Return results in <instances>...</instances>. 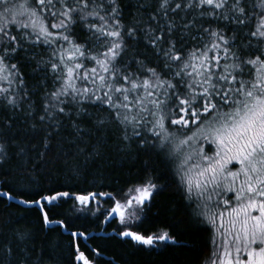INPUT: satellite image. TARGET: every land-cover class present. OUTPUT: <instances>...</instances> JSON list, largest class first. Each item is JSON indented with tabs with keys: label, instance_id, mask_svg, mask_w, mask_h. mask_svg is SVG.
<instances>
[{
	"label": "snow or ice",
	"instance_id": "obj_1",
	"mask_svg": "<svg viewBox=\"0 0 264 264\" xmlns=\"http://www.w3.org/2000/svg\"><path fill=\"white\" fill-rule=\"evenodd\" d=\"M0 113V264H44L28 214L41 231L68 232L53 211L96 215L101 196L103 222L119 225L112 241L155 255L185 248L173 225L131 227L169 190L151 155L213 230L202 264H264V0H0ZM113 128L123 160L149 157L141 179L116 194L41 188L38 171L51 181L61 160H82L74 177L114 166ZM77 238L89 239L70 232L74 264H101L102 250L90 258Z\"/></svg>",
	"mask_w": 264,
	"mask_h": 264
},
{
	"label": "trees",
	"instance_id": "obj_2",
	"mask_svg": "<svg viewBox=\"0 0 264 264\" xmlns=\"http://www.w3.org/2000/svg\"><path fill=\"white\" fill-rule=\"evenodd\" d=\"M31 72V69H27ZM7 113H0L6 116ZM119 130L109 129L106 137L108 143L105 148L106 156L116 161L115 165L110 164H90L78 177L71 174L70 166L77 163L82 164V160L69 159L66 165L63 160L57 165V171L51 175L49 172L40 170L37 173L39 179L43 181L42 189H47L51 185L56 187L72 186L77 191L87 192L88 190L97 192H116L124 187L127 189L129 181H137L143 177L141 168L142 161L148 156H141L139 160H123L122 154L117 149ZM156 171L163 176L164 182L169 185V190L159 197L142 219L131 225L134 229H139L144 233H153L173 225L172 231L178 235V240L186 247L176 248L169 246L168 251L163 255L150 254L148 251H137L132 245H123L112 241L109 233L113 228L118 227L117 223L109 221L103 222L104 212L100 211L96 215L91 213H69L66 206L63 209L54 210L53 215L64 218L70 225L69 231H86L88 241L77 238L81 245V250L91 258L94 254L92 248L102 250L100 257H95L101 264H110L114 258H118L117 264H202V261L210 260L213 251V230L204 223H197L190 215V209L184 207L180 192L169 171V166L162 157L151 155ZM15 167V165H13ZM7 202L0 201V211L4 210ZM111 202H104L108 206ZM110 206V205H109ZM179 209L170 212V209ZM159 209V211H157ZM103 210V209H102ZM10 211L19 215L23 212L22 206H13ZM26 223L34 224L36 231V255L41 254L43 248L44 264H74V249L70 244V234H66L57 226L55 231H41L39 223V213L33 211L28 214ZM7 231V229H5ZM56 247L53 248L52 245ZM163 247V246H160Z\"/></svg>",
	"mask_w": 264,
	"mask_h": 264
},
{
	"label": "rangeland",
	"instance_id": "obj_3",
	"mask_svg": "<svg viewBox=\"0 0 264 264\" xmlns=\"http://www.w3.org/2000/svg\"><path fill=\"white\" fill-rule=\"evenodd\" d=\"M100 201H101V204H100V211H103L105 213V210L109 208V205L108 206H104V201H105V198L103 196L99 197ZM91 207L95 208V205H92ZM103 209V210H102ZM118 224V222H117Z\"/></svg>",
	"mask_w": 264,
	"mask_h": 264
},
{
	"label": "bare ground",
	"instance_id": "obj_4",
	"mask_svg": "<svg viewBox=\"0 0 264 264\" xmlns=\"http://www.w3.org/2000/svg\"><path fill=\"white\" fill-rule=\"evenodd\" d=\"M62 231H63V229H62ZM64 233H66V234H70V232H65V231H63Z\"/></svg>",
	"mask_w": 264,
	"mask_h": 264
}]
</instances>
